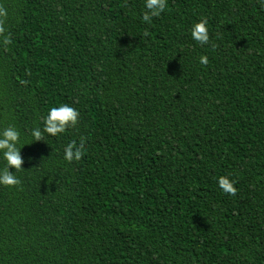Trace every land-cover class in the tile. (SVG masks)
Wrapping results in <instances>:
<instances>
[{
    "label": "trees",
    "instance_id": "trees-1",
    "mask_svg": "<svg viewBox=\"0 0 264 264\" xmlns=\"http://www.w3.org/2000/svg\"><path fill=\"white\" fill-rule=\"evenodd\" d=\"M0 6V129L24 160L0 185V264H264V0H167L151 24L144 0ZM62 104L78 124L33 141Z\"/></svg>",
    "mask_w": 264,
    "mask_h": 264
},
{
    "label": "clouds",
    "instance_id": "clouds-1",
    "mask_svg": "<svg viewBox=\"0 0 264 264\" xmlns=\"http://www.w3.org/2000/svg\"><path fill=\"white\" fill-rule=\"evenodd\" d=\"M144 8L142 20L151 24L153 17H159L167 8V0H144ZM7 19V11L0 6V39L3 45L7 47L12 43L11 33L6 34L5 21ZM144 36L150 35L145 31ZM191 37L200 45L208 44L210 41V34L208 28V21L206 18H201L194 23L191 29ZM209 58L206 55L200 57L201 65L207 66ZM21 85H27L28 81L21 79ZM80 113L78 109L70 104H62L58 107H52L47 115L43 117V128L36 127L31 130L33 141L44 140V134L47 133L56 136L65 132L69 127H75L79 122ZM86 137L81 136L79 143L73 139L66 144L64 149V158L69 163L73 161H80L85 152ZM20 140V132L12 125L0 129V153L3 155L5 166L0 170V185L7 187H15L21 184L20 179L15 175L16 172L23 168L24 160L21 155L19 147H17ZM10 168L16 169L13 173ZM218 186L225 194L235 196L238 192L235 186V181L227 175H221L218 178Z\"/></svg>",
    "mask_w": 264,
    "mask_h": 264
}]
</instances>
